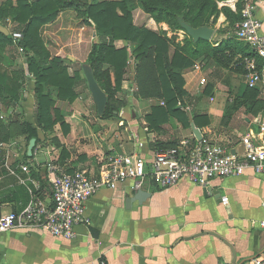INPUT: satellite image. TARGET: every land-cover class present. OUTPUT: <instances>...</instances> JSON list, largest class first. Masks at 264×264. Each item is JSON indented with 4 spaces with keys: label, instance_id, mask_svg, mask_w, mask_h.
<instances>
[{
    "label": "crops",
    "instance_id": "1",
    "mask_svg": "<svg viewBox=\"0 0 264 264\" xmlns=\"http://www.w3.org/2000/svg\"><path fill=\"white\" fill-rule=\"evenodd\" d=\"M253 1L264 33V0ZM133 17L137 26L163 32L169 40L170 55L179 47L189 46L191 40L187 55L192 56L197 49L198 41L183 29L157 21L139 4ZM16 26L14 30L19 28L17 22ZM209 26L215 31L210 40L203 41L215 48L229 40L230 47L218 54L200 50L194 65L183 73L186 95L178 105L188 118L170 115L161 127L152 128L147 117L165 102L138 96L133 58L117 92L124 105L115 117L103 118L97 113L82 70L98 40L94 23L66 9L45 24V46L51 57H61L70 75L76 77L77 97L73 102L56 100L67 128L57 124L49 132L39 131L40 142L29 158L25 157L30 143L25 135L18 134L22 142L19 151L0 145V210L23 209L30 201V191L37 187L42 199L51 200V187L45 179L46 163L51 159L70 172L87 169L97 173L112 154L139 153L149 170L157 152L186 139L190 148L200 141L193 125L202 132V139L218 141L234 155L243 152L241 138L247 134L264 146V81L252 88L257 92L255 97H244L251 87L246 84L245 65H240V59L251 52L250 47L236 38L223 13ZM114 45L121 48L125 42L116 40ZM0 57L5 70H24L26 74L20 104L0 99V121L8 119L11 123L22 117L34 123L35 79L28 71L26 55L14 46L0 51ZM105 67L113 81L114 71L109 65ZM7 123L12 134V123ZM23 165L29 172L22 170ZM86 214L90 223L76 226L73 239L56 237L43 227L0 234V264H254L255 258L264 257V228L260 226L264 220V176L250 170L238 177L215 178L207 187L182 179L174 187L162 189L148 175L138 188L135 181L127 180L90 198Z\"/></svg>",
    "mask_w": 264,
    "mask_h": 264
},
{
    "label": "trees",
    "instance_id": "2",
    "mask_svg": "<svg viewBox=\"0 0 264 264\" xmlns=\"http://www.w3.org/2000/svg\"><path fill=\"white\" fill-rule=\"evenodd\" d=\"M217 1L221 0H6L2 2L0 24H5V20L11 18L19 24L18 30L22 32L23 39L16 42L11 34L6 35L0 30V51L22 46L27 58L28 71L35 79L34 123L17 117L11 122L13 128L17 125L18 134L25 135L28 143L32 138H36V144L40 142L39 131L49 132L57 124L67 128L61 110L56 107V100L68 102L75 100L76 77L70 75L61 57H51L40 33L45 24L54 21L58 14L66 9H73L80 18L86 22L92 21L95 25L98 40L93 43L86 62L92 65L96 79L108 94V104L103 118L115 117L116 112H119L124 105L123 101L117 98V92L121 88L125 69L131 58L136 62L138 96L157 97L165 102V106H155L148 115L150 126L161 127L170 115H183L188 118V114L178 105L179 102L182 105V99L186 95L183 73L194 65L193 59L201 53V49L213 50L216 54L222 53L230 47L229 40L224 46L223 43L215 48H211L206 41L199 40L196 43L197 49L192 56H189L187 52L192 46L191 40L189 46L179 47L173 55H170L168 38L163 32L137 26L134 23L133 10L139 4L157 21H165L174 29H182L180 18L193 27H200L215 23L219 15L224 13L234 34L236 24L242 20L243 4L239 3L234 11L226 6L220 8ZM116 40H123L125 45L117 48L114 45ZM131 46L133 48L130 51ZM246 47L249 48L247 44ZM253 54L251 50L241 57L240 65L243 68L244 58ZM106 65L114 71L113 81ZM25 79L24 70H5L0 57V99L3 102L20 104ZM256 95L257 92L252 88H248L244 93L245 98ZM9 126L0 121V141H9L11 138ZM54 143L60 145L57 139ZM25 157L29 158L27 152Z\"/></svg>",
    "mask_w": 264,
    "mask_h": 264
},
{
    "label": "built area",
    "instance_id": "3",
    "mask_svg": "<svg viewBox=\"0 0 264 264\" xmlns=\"http://www.w3.org/2000/svg\"><path fill=\"white\" fill-rule=\"evenodd\" d=\"M256 9L253 0H245L242 20L235 28L236 37L254 52L244 58V78L251 88L264 81L263 23L257 17ZM10 34L16 42L23 39L19 30ZM18 50L21 53L25 51L22 46H18ZM241 142L243 152L234 155L218 141L204 138L190 148V141L186 139L180 145L157 152L149 170L146 159L139 153L112 154L104 160L97 173L87 169L70 172L57 160L51 159L46 163L45 176L51 187V200L42 199L37 194V187L30 191V201L23 209L8 213L0 210V234L17 228L43 227L56 237L73 239L76 226L90 223L86 214L90 198L103 188H115L127 180L135 181L136 187L140 188L148 175L162 189L174 187L182 179L207 187L215 178L238 177L248 170L264 176V146L251 134L243 136ZM21 168L29 172L27 166ZM223 202L227 204L228 198L224 197ZM260 226L264 228V220ZM253 263L264 264V257L255 258Z\"/></svg>",
    "mask_w": 264,
    "mask_h": 264
},
{
    "label": "water",
    "instance_id": "4",
    "mask_svg": "<svg viewBox=\"0 0 264 264\" xmlns=\"http://www.w3.org/2000/svg\"><path fill=\"white\" fill-rule=\"evenodd\" d=\"M180 24H181L182 29L195 42L199 40H207V41L210 40L215 31V29L209 25L193 27L189 23L185 22L182 18H180ZM0 30L6 35L10 34L8 29L2 24H0ZM82 70L87 79L89 91L91 93L93 101L97 107V113L99 116H103L106 111L107 104H108V94L101 87L98 80L96 79L94 69L90 63H87V62L83 63ZM193 130H194L196 137L199 140H201L202 132L200 131V129L196 128L195 125H193ZM35 145H36V138H32L28 146V155L33 154V149Z\"/></svg>",
    "mask_w": 264,
    "mask_h": 264
},
{
    "label": "rangeland",
    "instance_id": "5",
    "mask_svg": "<svg viewBox=\"0 0 264 264\" xmlns=\"http://www.w3.org/2000/svg\"><path fill=\"white\" fill-rule=\"evenodd\" d=\"M14 1H16V0H14ZM228 1H230V0H221V1H217L218 2V6L221 8V7H223V6H226V7H232L231 9L233 10H235L236 11V7H237V5L239 4V3H241V4H243L244 5V3H245V0H234L235 2H234V4L233 3H228ZM249 1H251V0H249ZM224 14V13H223ZM5 25L9 28V29H11V33H12V31H15L14 30V28H16L17 26H16V22L15 21H13L11 18H7L6 20H5ZM43 27L41 28V30H40V33H41V36H42V38H43ZM179 30H182V29H179ZM45 41V40H44ZM17 49H18V47H17ZM23 54H25V51L23 52ZM22 118V117H21ZM2 121L4 122V123H10V121L11 120H8L7 119V121H5V120H3L2 119ZM7 123V124H8ZM18 133H19V130H18V126L17 125H15V127L12 129V134H11V139H9V141H4V142H2V143H4L5 145H3V144H1L0 143V145H1V147H6L7 149H16L17 148V150L19 151V147L20 146H22V142L20 141V135H18ZM27 145V144H26ZM25 148V147H24ZM26 148H27V146H26Z\"/></svg>",
    "mask_w": 264,
    "mask_h": 264
}]
</instances>
